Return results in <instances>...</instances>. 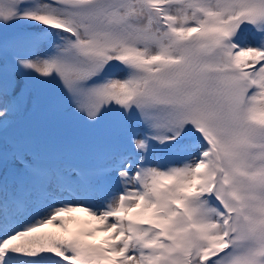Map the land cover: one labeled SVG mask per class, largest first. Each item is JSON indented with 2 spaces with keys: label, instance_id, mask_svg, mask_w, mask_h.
<instances>
[{
  "label": "snow or ice",
  "instance_id": "obj_1",
  "mask_svg": "<svg viewBox=\"0 0 264 264\" xmlns=\"http://www.w3.org/2000/svg\"><path fill=\"white\" fill-rule=\"evenodd\" d=\"M0 264H264V0H0Z\"/></svg>",
  "mask_w": 264,
  "mask_h": 264
},
{
  "label": "rangeland",
  "instance_id": "obj_2",
  "mask_svg": "<svg viewBox=\"0 0 264 264\" xmlns=\"http://www.w3.org/2000/svg\"><path fill=\"white\" fill-rule=\"evenodd\" d=\"M72 215H75V216L81 217L82 219H87V217L85 216V214L82 213V212H76V213H73ZM77 226H78L77 223H73V224L70 225L71 228H75V227H77ZM48 230H52V229L49 228ZM102 235H103V234L98 233V234H97V239H99Z\"/></svg>",
  "mask_w": 264,
  "mask_h": 264
}]
</instances>
